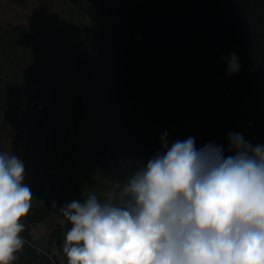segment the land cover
Segmentation results:
<instances>
[{
	"label": "water",
	"instance_id": "water-1",
	"mask_svg": "<svg viewBox=\"0 0 264 264\" xmlns=\"http://www.w3.org/2000/svg\"><path fill=\"white\" fill-rule=\"evenodd\" d=\"M93 1L111 22L86 94V154L103 175L129 179L165 132L225 157L230 133L264 145V0Z\"/></svg>",
	"mask_w": 264,
	"mask_h": 264
},
{
	"label": "clouds",
	"instance_id": "clouds-1",
	"mask_svg": "<svg viewBox=\"0 0 264 264\" xmlns=\"http://www.w3.org/2000/svg\"><path fill=\"white\" fill-rule=\"evenodd\" d=\"M228 73L239 71L235 54ZM130 175L120 203L95 194L59 212L72 227L67 264H264V145L230 133L229 151L194 138L169 147ZM24 163L0 152V264H13L26 241L31 208Z\"/></svg>",
	"mask_w": 264,
	"mask_h": 264
},
{
	"label": "rangeland",
	"instance_id": "rangeland-1",
	"mask_svg": "<svg viewBox=\"0 0 264 264\" xmlns=\"http://www.w3.org/2000/svg\"><path fill=\"white\" fill-rule=\"evenodd\" d=\"M82 1L83 11L71 0H0V152L23 161L24 183L32 192L30 209L47 212L32 226V241L26 239L34 254L16 257L13 264H47L42 254L52 264L54 258L67 264L63 248L55 239L48 241L58 223L69 224L59 208L91 194L102 203L110 197L120 203L127 184L113 182L87 156L83 123L72 159L67 156L74 131L76 60L85 56L86 73L98 40L111 24L91 8L90 0ZM40 111L46 113L41 119Z\"/></svg>",
	"mask_w": 264,
	"mask_h": 264
},
{
	"label": "trees",
	"instance_id": "trees-1",
	"mask_svg": "<svg viewBox=\"0 0 264 264\" xmlns=\"http://www.w3.org/2000/svg\"><path fill=\"white\" fill-rule=\"evenodd\" d=\"M90 1H91V4H90L91 8L97 10V12L99 13L100 16L106 18L103 14H101L98 11L94 1L93 0H90ZM71 2L73 4V6H75L77 9H81L82 11L85 9L82 0H71ZM93 20H96V19L93 18ZM94 52H95V49H94ZM91 56L89 59V63H88V67H87L88 69H87L86 73L84 72L85 71L84 70L85 56L82 55V57L79 61L76 60V65H77L78 69L76 70L77 72L75 71V76H74L75 78L73 80L74 95H73V103H72V113H73L72 114L73 115L72 116V119H73L72 120L73 121L72 127H74V131L71 134V142L67 146V156L70 159H72L73 148H74V144L76 143L79 127L81 126L82 123L85 126L87 125L86 94H87V90H88L89 72H90V68H91ZM84 76L86 78V80L84 82L85 84H83V77ZM26 106H27V109H29L28 105H26ZM38 114H39V118H40V115H42V114L46 115V113L43 111L38 112ZM127 181H128V179H127ZM46 215H47V212L45 210L40 209V208H34V209H30L27 216L21 220V223H23V225H24V231L22 232V238L25 241H26V239L32 241V237H31L32 226H34L37 223H39L40 221H42ZM70 224H71V222H69V224H67V225H66V223L62 224V225L60 223H58L56 228L54 229V231L50 235L48 241H52V239H55L56 242L58 243V245L61 248H63L64 237H65L66 232L68 230H70V228H71ZM48 252H51V247L48 249ZM33 254H34V248H32V246L28 242H26L24 244L22 250L18 251L15 255H16V257H23L25 255H33ZM41 260H42V262H47V264H52L51 261H49V258L45 254H42ZM54 260H55V264H60L56 258H54ZM66 261H67V258H66Z\"/></svg>",
	"mask_w": 264,
	"mask_h": 264
},
{
	"label": "flooded vegetation",
	"instance_id": "flooded-vegetation-1",
	"mask_svg": "<svg viewBox=\"0 0 264 264\" xmlns=\"http://www.w3.org/2000/svg\"><path fill=\"white\" fill-rule=\"evenodd\" d=\"M125 182H127V183H128V181H127V180H123V181H119V182H115V183H117V184H122V183H125Z\"/></svg>",
	"mask_w": 264,
	"mask_h": 264
}]
</instances>
